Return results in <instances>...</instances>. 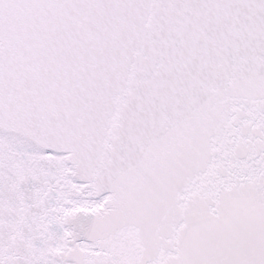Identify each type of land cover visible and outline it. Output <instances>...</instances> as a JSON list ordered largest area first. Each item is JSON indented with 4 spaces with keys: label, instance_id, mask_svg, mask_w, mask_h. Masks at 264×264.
Wrapping results in <instances>:
<instances>
[{
    "label": "snow or ice",
    "instance_id": "1",
    "mask_svg": "<svg viewBox=\"0 0 264 264\" xmlns=\"http://www.w3.org/2000/svg\"><path fill=\"white\" fill-rule=\"evenodd\" d=\"M0 264H264V0H0Z\"/></svg>",
    "mask_w": 264,
    "mask_h": 264
}]
</instances>
